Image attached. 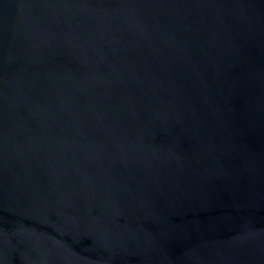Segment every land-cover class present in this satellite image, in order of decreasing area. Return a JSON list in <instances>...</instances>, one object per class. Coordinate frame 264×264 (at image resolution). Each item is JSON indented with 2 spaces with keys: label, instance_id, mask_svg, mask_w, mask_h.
<instances>
[{
  "label": "water",
  "instance_id": "1",
  "mask_svg": "<svg viewBox=\"0 0 264 264\" xmlns=\"http://www.w3.org/2000/svg\"><path fill=\"white\" fill-rule=\"evenodd\" d=\"M0 264H264V0H0Z\"/></svg>",
  "mask_w": 264,
  "mask_h": 264
}]
</instances>
